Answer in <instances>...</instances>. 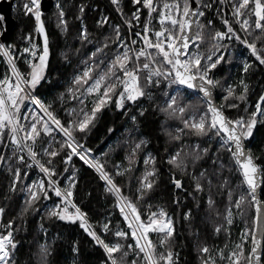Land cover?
Listing matches in <instances>:
<instances>
[{
    "label": "trees",
    "instance_id": "trees-1",
    "mask_svg": "<svg viewBox=\"0 0 264 264\" xmlns=\"http://www.w3.org/2000/svg\"><path fill=\"white\" fill-rule=\"evenodd\" d=\"M57 1L60 2L59 8L64 11L66 30L58 26L57 5L48 12H42L41 19L49 37L50 54L45 79L37 87L36 95L45 104L50 105L51 111L66 124L70 119L68 110L81 107L78 101L71 99L67 93L74 74L83 68L81 60L94 51L97 41L103 42L105 36L114 35L112 31L114 24L121 25V35L127 36L129 42L137 39L133 33L142 31L148 14L146 9H141L140 21L138 24L133 21L130 32L124 23V17H131L135 10L131 0H119V8L122 9L123 16L112 0ZM26 2L27 0H15L13 13L16 25L6 40V44L14 45L11 51L15 54V62L18 69L25 73L30 71L25 62V58L30 57V54L22 51L24 47L29 46L25 37L31 34L32 42L40 46L37 51H40L43 46V36L35 31L34 16L31 13L25 14L23 5ZM155 2L162 8V5L170 0H155ZM207 2L209 0H198L201 5ZM211 2V8H201L205 11V16L200 18L201 23L205 25L203 29L205 40L200 44V51L205 55L209 54L207 50L211 47V36L215 30H225L223 18L229 20L236 33L243 39V35L238 30V24L232 17L231 0H224L223 3L221 0H211ZM81 6L84 9L82 13ZM218 8L219 14H217ZM103 17H108L110 23L98 24L97 21ZM208 20L213 21L212 26H208ZM82 24L87 27L92 43L81 41L79 33ZM150 27L159 30L157 13H153ZM250 32L251 34L245 32L249 42L255 40L258 50L264 48V33L255 29L254 24ZM224 43L228 41L225 40ZM244 46L246 47L240 41L233 39L224 60L209 73L211 78L218 81L215 85L217 99L224 113L233 120L241 116L247 118L255 110L259 97L264 95V64H260L250 50L249 69L242 73L241 50L243 52ZM112 50V45L105 49L109 56ZM101 67L104 68L106 65ZM5 74L11 75L9 66L0 53V79H3ZM229 81L230 85H235L232 87L234 96L226 101L224 97L230 88ZM241 81L247 85L248 89L245 100L235 98L243 91ZM174 87L175 85H172L170 88L164 81L159 86H149L146 88L148 94L139 97L135 102L126 101L124 108L121 109L115 107L114 99L98 113V118L90 125V131L87 132L86 137L79 132L76 135L78 139H82L87 148L92 150L91 153L98 158L105 171L112 175L121 192L138 204L142 219L147 218L149 205H151V211H157L158 207H162L171 217L174 233L170 242L166 241L162 245L160 235L155 232L149 234V239L155 245L157 253L166 252L170 243L172 250L178 255L177 264H204L209 254L216 264H227V259L220 258L219 251L222 250L227 257L235 245L241 243L242 233L246 228L253 227L255 206L247 196L241 170L231 153L220 147L219 137L211 133L208 136H197L193 130L185 127L178 116L162 111L167 99L165 92L171 93ZM197 95L194 91L181 86L177 102L181 105L189 104L184 114L185 118L193 112L207 111L206 102L198 99ZM93 98L94 96H89L84 102L88 110L92 107ZM228 103L238 106L227 107ZM261 103L264 104V102ZM133 116L135 120L132 119ZM60 139L61 136L53 132L50 136L38 140V153L43 147L49 146L50 140L53 141L51 148L59 150ZM3 140L4 143L0 144V156H4L5 159L0 162V208H3L4 212L0 213V235H6L10 229L12 231V240L16 243L12 255L13 264H102L105 261L111 264L102 246L96 244L92 237L80 227L79 220L75 222L60 220L48 214L55 205L61 204V209L64 206L61 199L54 193L49 192L48 199L41 198L25 211L28 193L23 185L32 184L34 180L43 178V174L37 167L25 169L21 166L22 171H27L28 175L22 177V181L13 191L11 189L12 170L18 165V161L12 155L8 136L4 135ZM138 143L141 145L140 148L133 151ZM196 145H199L197 151L200 152V159L193 162L190 154L193 153ZM247 146L258 165L264 170V117L258 118L252 135L247 138ZM205 148L208 149L207 152H203ZM177 151L180 152L178 159H187L186 172L182 173L180 169L174 168L168 162L169 156ZM66 152L67 149L60 150L58 156L52 158L55 168L58 173H61L58 181L63 188L68 184L67 178L75 172L76 183L72 188L71 200L87 214V225L107 242H115L118 239L112 234L117 228L127 230L128 238L120 240L124 248L113 255L117 258L118 264H133V261L136 264H145L143 253L137 256L138 250L135 248L130 250L127 247L128 244L134 246L135 241L131 238V230L128 229L127 222L124 221L119 208L115 206V196L106 190V183L93 167L85 164L77 156H73L72 160L65 165L63 157ZM40 158L42 162L49 159L46 156ZM146 159H148L147 164ZM117 165L120 166L119 175H117ZM153 169L156 175L150 177L155 181L152 189L147 191L143 200L136 201L135 194L140 178ZM202 171L205 173V176L200 179L203 191H197L193 175L199 176ZM173 173L176 178L181 179L183 185L181 189L175 188L172 183ZM229 191L232 193L231 203L239 195H246L242 203L241 217L231 225L226 223L227 208L230 205ZM209 197L215 202L212 207L208 204ZM261 198L264 202V187ZM68 207L70 211L75 210L70 205ZM189 210L191 213L185 218L184 214ZM9 221H12L11 226ZM109 221L111 233H105L102 225ZM216 225H222L221 231L215 230ZM205 245L210 249L209 254H202L200 251V248ZM243 246L247 255L252 247L250 237L243 241ZM74 248L78 251H74ZM124 252H127V255H123Z\"/></svg>",
    "mask_w": 264,
    "mask_h": 264
},
{
    "label": "snow or ice",
    "instance_id": "snow-or-ice-1",
    "mask_svg": "<svg viewBox=\"0 0 264 264\" xmlns=\"http://www.w3.org/2000/svg\"><path fill=\"white\" fill-rule=\"evenodd\" d=\"M223 2L224 0H221V3ZM112 3L118 6L117 10L123 16L122 9L119 8V0H112ZM131 3L135 10L131 17H124V23L131 32L133 21L138 24L141 9H146L148 19L143 24L142 31L133 33L137 39H132L129 42L127 36L121 35V25L114 24L112 25L114 35L105 36L103 42L97 41L94 51L81 60L83 68L74 74L71 86L67 88L70 98L77 100L81 107L68 110L70 119L66 124L62 123L51 111L50 105L45 104L36 95L37 87L45 79V70L50 54L49 37L41 19V0H27L23 5L25 14L31 13L35 18V31L43 36V46L40 51H37L40 46L32 42L31 34L25 37L29 46L24 47L22 51L30 54V57L25 58L30 71L25 73L21 72L15 63V54L11 51L14 45H6L0 42V52L7 58L11 73V75L5 74L3 79H0V144L4 143L3 137L7 135L12 147V155L18 161V165L12 170L11 189L15 191L17 184L22 181V177L28 175L27 171H22L21 166L25 169L37 167L43 174V178L34 180L32 184L23 185L28 193L25 211L34 206L41 198L48 199L49 192L54 193L57 198L61 199L64 206L61 209V204H57L52 210H49L48 214L60 220L72 222L79 220L80 227L92 237L96 244L102 246L108 261L111 264H118V260L113 254L124 248L120 240H126L129 232L117 228L112 234L118 239L115 242H107L87 225V214L82 212L71 200L72 188L76 183L75 172L67 178L68 184L62 188L58 181V176L61 173H58L53 163L52 158L57 157L60 150L67 149L63 157L65 165L72 160L73 156H77L85 164L94 167L100 173L101 179L106 181V190L115 196V206L119 208L120 214L128 224V229L131 230V238L135 241L134 246L132 244L127 245L128 249L135 248L138 250L137 256L143 253L145 264H177L178 255L172 250L170 243L166 252L157 253L155 245L149 239V234L155 232L161 236L160 243L162 245L166 241L170 242L174 233V225L168 213L162 207H158L157 211H151V205H149L147 218L142 219L138 204L121 192L112 175L105 171L102 164L89 156L92 150L87 148L82 139H78L76 135L79 132L86 137L87 132L90 131V125L98 118V113L109 102H112L113 96L116 97L115 107L121 109L124 108L126 101L135 102L139 97L148 94L146 88L149 86H159L164 81L170 88L172 85L177 87L171 93L165 92L167 99L162 111L172 116H178L185 127L193 130L197 136H208L211 133L219 137L220 147L231 153L236 165L241 170L247 196L250 197L255 206L256 214L253 227L245 229L242 233L241 243L236 244L227 257L220 250V258L222 260L227 259L229 264H241V261L243 264H264L262 262L264 252L261 250V240L264 239V231L261 230L262 225H264V202H261L256 195L264 170L260 169L254 162L253 156L245 149L243 143L246 138L252 135L258 118L264 117V104L261 103L264 102V95L259 97L255 110L247 118L241 116L234 120L230 119L221 110V106L212 102V88L218 81L209 75L224 60L225 52L229 50L233 39L246 45L260 64H264V48L258 50L255 40L250 43L247 38L242 39L229 20L223 18L222 23L225 30H215L211 36V47L207 50L209 54L205 55L201 52L200 44L205 40L203 33L205 25L200 20L201 17L205 16V11L201 8H211V0L202 5L195 4V6L190 0H170V2H165L162 8L155 0H131ZM231 7L233 19L241 26L242 30L251 34L250 30L254 24L255 29L264 33V0H234ZM57 8L59 9L58 26H61L62 30H66V21L63 19L64 11L59 8L58 4ZM83 10V6H81V13ZM153 13L158 14L159 30L150 27ZM219 13L220 9L218 8L217 14ZM2 20H4V16L0 15V21ZM97 23L104 25L110 22L108 17H103ZM207 24L212 26L213 21L208 20ZM150 33H152L151 36ZM79 35L82 42L92 43L89 39L88 29L83 24ZM225 40L228 43H224ZM110 45L113 46L111 56L105 51ZM221 49L225 51H221ZM214 56L215 59H213ZM102 65H106V67L102 68ZM248 69L249 64L245 62L244 70L247 71ZM241 84L243 91L235 98L245 100L248 89L243 81ZM181 86L197 93V98L206 102L207 111L193 112L185 118L184 114L189 104L181 105L177 102L181 93ZM61 95L63 96V94ZM89 96H94L90 110L84 105ZM233 96L234 90L230 87L224 99L227 101L229 97ZM237 106L234 103L227 104V107ZM132 119L135 120L136 118L133 116ZM57 129L59 133H62V137L58 141L59 150L51 148L53 141L50 140L49 146L43 147L38 153L37 141L50 136ZM140 146L139 143L136 144L133 151L139 149ZM197 149H199V145H196L193 153L190 154L193 162L200 159V152ZM207 151L208 149H203V152ZM41 156L49 157V159L42 162ZM178 157H180L179 151L170 155L168 162L174 168L180 169L182 173L186 172L187 159H178ZM150 158L154 160L153 157ZM4 159V156H0V162H3ZM145 163H148V159L145 160ZM222 167L223 164L221 163ZM116 168L117 175H119L120 166L117 165ZM67 170L65 167V171ZM155 175L156 172L153 169L140 178L139 187L135 194L136 201L143 200L147 191L152 189L155 181L150 177ZM204 176L203 171L200 172L199 176L193 175L197 191H203L200 179ZM171 181L175 188L181 189L183 187L181 179L176 178L174 173ZM209 184H211L210 180ZM228 195L231 204V191ZM245 198L244 195H241L235 201L237 209L240 208ZM214 203L209 197V207H212ZM69 205L75 210L70 211ZM3 212L4 209L0 208V213ZM190 213L191 210L186 212L185 218ZM232 222V213L229 210L226 215V223L231 225ZM109 223L110 221L102 225L103 232L111 233ZM11 224L12 221H9V226ZM221 229L222 225H216L215 230L217 232ZM249 237L252 247L245 255L243 241L248 240ZM15 247L16 243L12 240L11 229L6 235H0V264H13L12 255ZM73 250L78 251L76 248ZM200 251L202 254L210 253V249L206 245L201 247ZM123 255H127V252H124ZM102 264H107V262H102ZM133 264L136 262L133 261ZM204 264H216V262L209 254Z\"/></svg>",
    "mask_w": 264,
    "mask_h": 264
},
{
    "label": "water",
    "instance_id": "water-1",
    "mask_svg": "<svg viewBox=\"0 0 264 264\" xmlns=\"http://www.w3.org/2000/svg\"><path fill=\"white\" fill-rule=\"evenodd\" d=\"M190 2L193 3V6H195V4H199L198 0H190ZM14 3H15V0H0V15L4 16V20L0 21V26L2 28V40L3 41L7 40V38L9 37V34L11 33V31L13 30V28L16 25V19L14 17V13H13ZM54 5H55V0H41V11L42 12H48L53 8ZM190 47H191V45H190ZM183 87H185V86H183ZM212 102L215 105L221 106L220 102L217 99V90H216L215 86L212 88ZM221 110L223 111L222 106H221ZM225 115L227 116V114H225ZM243 143H244L245 149L247 151H249L251 153V155L253 156L252 152L250 151V149L247 146V138L244 140ZM253 158H254V156H253ZM254 162L258 165L255 158H254ZM259 168L261 169L260 166H259ZM263 180L264 179H263V175H262L261 176V182H260L259 187L257 188V193H256L258 199L261 202H263L262 198H261V192H262L263 187H264V181ZM261 230L264 231V225H262ZM261 245H262L261 250H262V252H264V239L261 240ZM262 262H263V257H262Z\"/></svg>",
    "mask_w": 264,
    "mask_h": 264
},
{
    "label": "rangeland",
    "instance_id": "rangeland-1",
    "mask_svg": "<svg viewBox=\"0 0 264 264\" xmlns=\"http://www.w3.org/2000/svg\"><path fill=\"white\" fill-rule=\"evenodd\" d=\"M213 1V0H212ZM234 2V0H231V3H233ZM233 12V9H232V7H231V13ZM233 17V16H232ZM238 30L241 32V34L243 35V39L244 38H247L246 37V35H245V31L244 30H242L241 29V26L238 24ZM248 39V38H247ZM249 41V40H248ZM247 47V46H246ZM245 46L243 47V52H242V50H241V63H242V65H243V63L247 60L249 63H250V60H249V57H248V54H249V50H248V48H246ZM221 51H225L224 49H222ZM226 53H227V51L225 52V56H226ZM217 55H219V53H217ZM216 58V57H215ZM214 58V59H215ZM239 79H242V78H239ZM238 79V80H239ZM228 85H230V81H229V83H228ZM235 85H230V86H228V87H234ZM177 86L175 85V87L173 88V91H174V89L176 88ZM172 91V92H173ZM116 97L115 96H113V100L115 99ZM111 102H109V104H110ZM205 112V111H204ZM54 133H56V134H59L58 132H56V131H54ZM61 137H62V135L61 134H59ZM91 155V157H94L95 158V160L96 161H98L99 163H100V161L98 160V158L96 157V156H94L92 153H90ZM101 164V163H100ZM241 195H244V194H241ZM241 195H239L238 197H237V199H239V197L241 196ZM245 197H246V195H244ZM236 199V200H237ZM246 199V198H245ZM235 200V201H236ZM235 201H233L229 206H228V208H227V212L230 210L231 211V213H232V224L234 223V221L237 219V218H240L241 217V213H242V203H244V201L241 203V206H240V208L239 209H237V207H236V205H235ZM226 215H227V213H226ZM228 225V224H227ZM227 264H229V262H228V260H227Z\"/></svg>",
    "mask_w": 264,
    "mask_h": 264
},
{
    "label": "built area",
    "instance_id": "built-area-1",
    "mask_svg": "<svg viewBox=\"0 0 264 264\" xmlns=\"http://www.w3.org/2000/svg\"><path fill=\"white\" fill-rule=\"evenodd\" d=\"M58 5H60V2L58 1ZM0 42H2V43H5L6 44V42L5 41H3L2 40V31H1V29H0ZM7 45V44H6ZM1 53V55H2V57L4 58V60L7 62V58L6 57H4L3 56V54H2V52H0ZM245 62H247L249 65H250V63L246 60ZM244 62V63H245ZM16 63V62H15ZM244 63H243V72L242 73H244L245 72V70H244ZM17 65V64H16ZM231 84V83H230ZM53 127L55 128V126L53 125ZM56 132H58L59 133V131H58V129L57 130H55ZM59 134H61L62 135V133H59ZM91 154L89 153V156H90ZM91 157V156H90ZM92 158H94V157H92ZM95 159V158H94ZM94 168V167H93ZM95 169V168H94ZM96 170V169H95ZM97 171V170H96ZM98 172V171H97ZM98 174L100 175V173L98 172ZM101 177V176H100ZM105 183H106V181L105 180H103Z\"/></svg>",
    "mask_w": 264,
    "mask_h": 264
}]
</instances>
